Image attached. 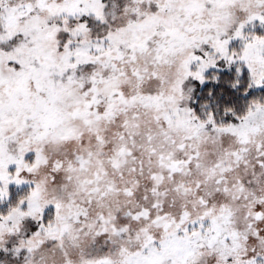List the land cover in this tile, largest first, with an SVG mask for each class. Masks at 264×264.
<instances>
[{"label": "snow or ice", "instance_id": "6c2138e0", "mask_svg": "<svg viewBox=\"0 0 264 264\" xmlns=\"http://www.w3.org/2000/svg\"><path fill=\"white\" fill-rule=\"evenodd\" d=\"M0 264H264V0H0Z\"/></svg>", "mask_w": 264, "mask_h": 264}]
</instances>
